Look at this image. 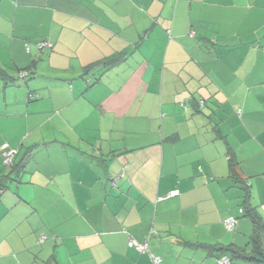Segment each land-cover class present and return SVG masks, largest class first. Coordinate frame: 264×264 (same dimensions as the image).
<instances>
[{"label":"crops","instance_id":"1","mask_svg":"<svg viewBox=\"0 0 264 264\" xmlns=\"http://www.w3.org/2000/svg\"><path fill=\"white\" fill-rule=\"evenodd\" d=\"M0 68V264H257L264 0H0Z\"/></svg>","mask_w":264,"mask_h":264},{"label":"trees","instance_id":"2","mask_svg":"<svg viewBox=\"0 0 264 264\" xmlns=\"http://www.w3.org/2000/svg\"><path fill=\"white\" fill-rule=\"evenodd\" d=\"M117 61H118V58H115L113 60L112 59L108 60L106 65H112L113 63H116ZM0 75H3V70L1 68H0ZM28 75H29V73H28ZM1 145H0V147H1ZM0 156H1V152H0ZM1 159H2V157H1ZM14 159H15V157H14ZM2 162L4 163L3 159H2ZM4 165H6V164H4ZM13 165H14V161H13V164L11 166H13ZM230 165H231L232 172L235 171L233 161H231ZM6 166H9V165H6ZM3 186L7 187L6 185H3ZM245 211H246V214L251 218V220L253 222V226H254L253 235L251 237L252 251H251V254L250 255L247 254V256L242 251H236L235 249H233V251H234V253L241 254L239 256L249 258L250 260H252V262H255L257 264H264V246H263L264 245V243H263L264 221L261 219V217L258 215V213H256L255 208H253L250 204L245 206Z\"/></svg>","mask_w":264,"mask_h":264},{"label":"built area","instance_id":"3","mask_svg":"<svg viewBox=\"0 0 264 264\" xmlns=\"http://www.w3.org/2000/svg\"><path fill=\"white\" fill-rule=\"evenodd\" d=\"M49 43L48 42H43L40 43V47H45L47 46ZM22 76H27L28 75V71H23L21 73ZM203 103V101H202ZM0 152H1V157L4 161V164L6 165H12L13 161H14V157L17 153V150L10 146V144L8 142H4L1 147H0ZM178 194V191H173L170 193V195H176ZM227 227L228 228H233L235 225V220L234 219H227L226 221ZM45 236H41L39 238V242H42L44 240ZM129 246L130 247H134L135 249H137L140 252H146L149 251L148 249V244L146 242H139L138 240H136L135 238H130L129 239ZM153 261L154 264H160V258L157 256H153ZM218 264H232V261L229 257L227 256H222L219 258L218 260Z\"/></svg>","mask_w":264,"mask_h":264},{"label":"rangeland","instance_id":"4","mask_svg":"<svg viewBox=\"0 0 264 264\" xmlns=\"http://www.w3.org/2000/svg\"><path fill=\"white\" fill-rule=\"evenodd\" d=\"M15 185H17V184L15 183ZM8 186H9V184H8Z\"/></svg>","mask_w":264,"mask_h":264}]
</instances>
